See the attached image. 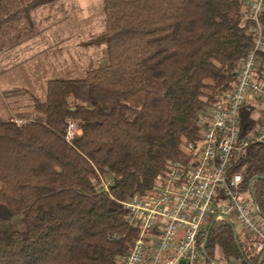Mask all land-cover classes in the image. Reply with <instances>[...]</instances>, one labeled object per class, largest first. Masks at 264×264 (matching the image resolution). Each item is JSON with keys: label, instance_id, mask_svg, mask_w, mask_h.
<instances>
[{"label": "trees", "instance_id": "16d2710c", "mask_svg": "<svg viewBox=\"0 0 264 264\" xmlns=\"http://www.w3.org/2000/svg\"><path fill=\"white\" fill-rule=\"evenodd\" d=\"M56 1L0 0V26L15 28L19 17L32 26L30 13ZM248 1L102 0V32L79 45L104 46L106 63L47 80L27 112L0 119V264L121 262L137 232L120 202L147 196L172 163L186 169L198 154L196 117L230 94L250 47L241 23ZM261 25L264 34V12ZM66 119L80 132L71 142ZM255 129L247 102L236 144ZM233 173L264 223V144L233 154ZM100 176L113 181L107 192ZM210 224L203 264H264V250L258 262L254 237L233 221Z\"/></svg>", "mask_w": 264, "mask_h": 264}, {"label": "built area", "instance_id": "2783aa9c", "mask_svg": "<svg viewBox=\"0 0 264 264\" xmlns=\"http://www.w3.org/2000/svg\"><path fill=\"white\" fill-rule=\"evenodd\" d=\"M264 0H249L241 15L248 26L250 47L240 61L237 80L230 94L211 108L198 113L195 125L200 133L199 151L188 165H170L147 196H133L120 202L128 225L137 234L129 252L119 264H203L208 226L212 222L235 221L254 237L251 256L264 250V223L249 207L240 191V173L229 175L231 157L249 142L264 144V109L256 120L255 133L238 144V112L250 99L264 102V71L259 70L264 51L261 16ZM20 124L21 121H15ZM80 134L77 124L66 119L63 139L71 142ZM185 150H194L187 142ZM110 179L100 178L101 191H108ZM230 264H245L233 260Z\"/></svg>", "mask_w": 264, "mask_h": 264}, {"label": "rangeland", "instance_id": "374dc122", "mask_svg": "<svg viewBox=\"0 0 264 264\" xmlns=\"http://www.w3.org/2000/svg\"><path fill=\"white\" fill-rule=\"evenodd\" d=\"M30 19L32 28L25 18L14 20V30L25 39L0 63V119H14L16 113L27 112L34 100L43 98L47 80L82 78L87 70L106 63L104 46L79 45L102 32V0H57L31 12ZM52 68L61 69V73L54 74ZM250 103L257 120L264 102L251 98ZM214 258H221L218 249Z\"/></svg>", "mask_w": 264, "mask_h": 264}, {"label": "crops", "instance_id": "0c3cea01", "mask_svg": "<svg viewBox=\"0 0 264 264\" xmlns=\"http://www.w3.org/2000/svg\"><path fill=\"white\" fill-rule=\"evenodd\" d=\"M45 6H47V5H45ZM29 27L32 28V26H29ZM18 31H21V30H18ZM15 33H17V35H15ZM24 36L25 35H20L19 32H16L14 30V28H10L7 26H0V59L3 60L0 63H3L7 60V58L10 56L9 52H11V49H13L15 46L21 44L23 42V40L25 39ZM5 53H6V57L3 56ZM7 53H9V54H7ZM52 70H53L54 74L55 73L59 74V72L61 73V69L57 70L55 68H52Z\"/></svg>", "mask_w": 264, "mask_h": 264}, {"label": "water", "instance_id": "95a60500", "mask_svg": "<svg viewBox=\"0 0 264 264\" xmlns=\"http://www.w3.org/2000/svg\"><path fill=\"white\" fill-rule=\"evenodd\" d=\"M251 196H252V199H253V194L251 193ZM254 209L256 210V207L254 206ZM211 225L212 224H210L209 226H208V232H209V229L211 228ZM212 264H216L215 262H211ZM180 264H183V262H180Z\"/></svg>", "mask_w": 264, "mask_h": 264}]
</instances>
